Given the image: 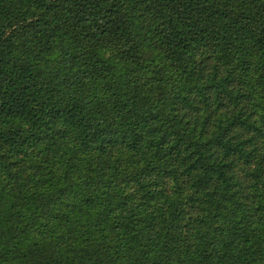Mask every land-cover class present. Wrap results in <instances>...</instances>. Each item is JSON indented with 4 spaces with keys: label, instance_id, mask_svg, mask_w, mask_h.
I'll return each instance as SVG.
<instances>
[{
    "label": "trees",
    "instance_id": "16d2710c",
    "mask_svg": "<svg viewBox=\"0 0 264 264\" xmlns=\"http://www.w3.org/2000/svg\"><path fill=\"white\" fill-rule=\"evenodd\" d=\"M0 264H264V0H0Z\"/></svg>",
    "mask_w": 264,
    "mask_h": 264
}]
</instances>
